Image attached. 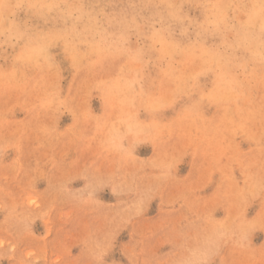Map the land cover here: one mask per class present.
I'll list each match as a JSON object with an SVG mask.
<instances>
[{
    "label": "rangeland",
    "instance_id": "1",
    "mask_svg": "<svg viewBox=\"0 0 264 264\" xmlns=\"http://www.w3.org/2000/svg\"><path fill=\"white\" fill-rule=\"evenodd\" d=\"M250 1L0 0V264H264Z\"/></svg>",
    "mask_w": 264,
    "mask_h": 264
},
{
    "label": "bare ground",
    "instance_id": "2",
    "mask_svg": "<svg viewBox=\"0 0 264 264\" xmlns=\"http://www.w3.org/2000/svg\"><path fill=\"white\" fill-rule=\"evenodd\" d=\"M217 1H219V0H217ZM250 1V0H249ZM255 1V0H254ZM203 2H204V0H203ZM251 2V1H250ZM210 3V2H209ZM209 3H208V5H209ZM219 3V2H218ZM217 2H216V4H218ZM212 4V3H211ZM251 4V3H250ZM197 5V4H196ZM253 5H255V3L253 4ZM206 6V5H205ZM257 6V5H256ZM202 7V6H201ZM209 7V6H208ZM212 8V7H211ZM247 8V7H246ZM245 8V9H246ZM206 9V8H205ZM208 9V8H207ZM245 9H243V10H245ZM247 10H249V9H247ZM171 11V10H170ZM244 12V11H243ZM247 12V11H246ZM240 13H241V11H240ZM205 14H206V12H205ZM207 16H208V14H207ZM245 18H247V17H245ZM216 19H217V17H216ZM220 19V18H219ZM251 19H252V17H251ZM254 19V18H253ZM252 19V20H253ZM246 20V19H245ZM248 21V20H247ZM247 21H245V23L247 22ZM242 24H243V22H242ZM247 27V26H246Z\"/></svg>",
    "mask_w": 264,
    "mask_h": 264
}]
</instances>
